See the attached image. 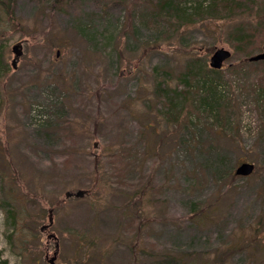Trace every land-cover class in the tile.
<instances>
[{"label":"rangeland","instance_id":"1","mask_svg":"<svg viewBox=\"0 0 264 264\" xmlns=\"http://www.w3.org/2000/svg\"><path fill=\"white\" fill-rule=\"evenodd\" d=\"M10 1L14 22L0 26L8 264H49L50 209L58 264H264V62L246 58L264 50V0H172L213 3L192 21L163 0ZM219 47L232 57L217 74L229 99L215 121L196 110L204 89L186 65L198 53L210 67ZM243 161L253 173L233 175ZM78 188L90 192L65 197ZM14 197L29 233L15 243L3 206Z\"/></svg>","mask_w":264,"mask_h":264},{"label":"trees","instance_id":"2","mask_svg":"<svg viewBox=\"0 0 264 264\" xmlns=\"http://www.w3.org/2000/svg\"><path fill=\"white\" fill-rule=\"evenodd\" d=\"M217 2H227L228 0H216ZM11 1L10 0H0V26L3 25L4 18H6V15H8L7 21L5 24L10 25L14 22V16L13 11H11ZM159 6L161 9L166 8L169 16H174L178 21L180 18L184 17L188 21H192L194 19L199 18L201 15L204 14H210L214 11V5L213 3H210L209 5L205 6L203 3L200 2L196 3L193 6H190V10L186 8V5L181 3L173 2L172 0H163L159 1ZM169 9V10H168ZM190 11V13L188 12ZM181 12V14H180ZM181 20V19H180ZM4 46L2 45V42L0 43V71L8 70L10 69L8 64H5L3 58H4ZM252 53V52H251ZM251 53H248V56L251 55ZM253 54V53H252ZM193 58H190L189 62H187L186 68L188 69V72H193L192 69H195L198 73H200L198 80L200 81V86L202 89H204V92H200L195 98V101L197 103L196 109L198 112H201V110L208 113V116H212L215 121H217L218 118H220L222 109H225L224 104L228 102V94H224L222 90L219 88L220 80L222 78V75L218 76L217 74L221 72L223 69H214L211 67H208L206 63V58H202L198 53H195ZM260 61V60H259ZM264 62L263 60H261ZM245 62V60L243 61ZM244 64V63H242ZM202 77V78H200ZM163 81H166L165 78H161L159 80V84L162 85ZM258 91H255L257 97H261V95L264 96V90L257 89ZM264 100V99H263ZM197 111H194L198 113ZM204 113V112H203ZM202 113V114H203ZM199 114V113H198ZM109 155V154H108ZM110 159L113 157V154H111ZM2 165V164H1ZM3 166V165H2ZM3 169V167H1ZM94 174H97L99 177V164L95 163L93 167ZM235 174V170H233ZM5 177V175H4ZM97 176H94L93 183L98 181ZM142 185H140V188ZM90 188V187H88ZM85 189L87 192H90V189ZM140 191V190H139ZM87 195V194H86ZM138 199H141L137 197ZM14 198H6L4 200L3 206L7 213V228L8 233L7 237L9 238L10 242L16 241L17 238H24V240H27L29 238L28 229L25 228L24 223L26 222L28 216L23 214L21 210H18L13 205ZM136 199L135 196H130L127 202V205L130 206V203L133 202V200ZM63 202V199L60 200ZM54 209H51V213L54 214ZM36 228V227H35ZM9 229L11 231H9ZM36 232H32L34 235L33 237L39 235V230L36 229ZM133 246V245H132ZM132 249V248H131ZM0 264H8V261L2 257V252L0 251ZM204 264V263H202ZM213 264V263H210Z\"/></svg>","mask_w":264,"mask_h":264},{"label":"water","instance_id":"3","mask_svg":"<svg viewBox=\"0 0 264 264\" xmlns=\"http://www.w3.org/2000/svg\"><path fill=\"white\" fill-rule=\"evenodd\" d=\"M263 21H264V15H263ZM11 48H12V52L14 53V57L12 59L11 64L14 68H16L18 61L20 60V57L23 54V40H19L15 42ZM230 56H231V51L229 49H226L225 47L216 48L210 56L209 64L213 68H221L225 60L230 58ZM248 59L249 60H261V59L264 60V51L253 54L249 56ZM253 170H254V164L252 162H242L241 164L237 166L236 173L241 174V175H249L252 173ZM84 195H85V190L82 188H79L75 191L67 190L65 192V197L67 198L72 197V196L83 197ZM52 223H53V218L50 217L49 223L42 225L40 229L43 231L47 229ZM47 238L56 239L57 236L55 233L50 232L47 234ZM56 246L58 247V243L56 244ZM56 258H57V251H54V254L48 259V262L50 264H57Z\"/></svg>","mask_w":264,"mask_h":264},{"label":"bare ground","instance_id":"4","mask_svg":"<svg viewBox=\"0 0 264 264\" xmlns=\"http://www.w3.org/2000/svg\"><path fill=\"white\" fill-rule=\"evenodd\" d=\"M258 52H260V51H258ZM258 52H256V53H258ZM213 53V52H212ZM249 61H251V62H255V61H258V60H249ZM210 66V65H209ZM211 67V66H210ZM211 68H213V67H211Z\"/></svg>","mask_w":264,"mask_h":264}]
</instances>
